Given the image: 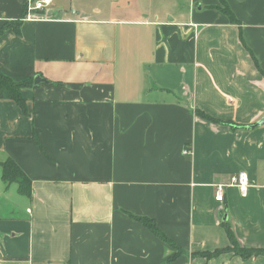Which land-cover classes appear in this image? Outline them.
I'll list each match as a JSON object with an SVG mask.
<instances>
[{"label": "crops", "instance_id": "obj_1", "mask_svg": "<svg viewBox=\"0 0 264 264\" xmlns=\"http://www.w3.org/2000/svg\"><path fill=\"white\" fill-rule=\"evenodd\" d=\"M27 1L0 0V26ZM226 1L238 23L218 0H53L1 34L0 70L44 81L25 112L0 99V161L31 180L0 172V264H264L200 255L222 221L264 248V0ZM240 170L247 195L216 201Z\"/></svg>", "mask_w": 264, "mask_h": 264}, {"label": "trees", "instance_id": "obj_2", "mask_svg": "<svg viewBox=\"0 0 264 264\" xmlns=\"http://www.w3.org/2000/svg\"><path fill=\"white\" fill-rule=\"evenodd\" d=\"M218 1L219 4L216 7L222 13H224L232 23H238V20L234 15V13L232 12V10L230 9L229 5L227 4V1L226 0H218ZM25 14H26V4L24 6V10L21 18L24 17ZM21 18L20 20L4 22L0 26V36L5 30L9 28H12L17 32L21 24ZM253 60L256 67H258L257 63L255 62V59ZM35 84L36 83L34 82V76H30L22 80H15L11 76L0 70V99H7L13 101L19 106V108L23 112H25L26 104H25V99L22 95V89L27 87H32ZM206 118L213 120V118L208 116H206ZM0 172H1V179L6 185L14 183L17 186V192L19 194L25 196L31 195L30 178L24 173V171L17 165V163L12 158L7 157L4 160L0 161ZM132 216L135 219H137L140 223H142V225H144L154 235L172 244L171 240L168 239L162 231H160L156 222L152 218L147 216H134V215ZM222 225L228 237L229 244L226 247L218 248L211 252H202L200 253V255L209 258L219 255L221 253L233 252L234 254L240 255L242 258H248L256 255L264 256V248L241 246L237 241L236 236L230 224L227 221H222Z\"/></svg>", "mask_w": 264, "mask_h": 264}, {"label": "built area", "instance_id": "obj_3", "mask_svg": "<svg viewBox=\"0 0 264 264\" xmlns=\"http://www.w3.org/2000/svg\"><path fill=\"white\" fill-rule=\"evenodd\" d=\"M53 0H28L26 4V14L24 20H37L45 17V11L51 7ZM43 13V14H42ZM227 186H235L238 188L242 196H246L248 187L250 186L248 176L245 171L240 170L232 174L226 184L218 183L215 185L214 199L223 201V191Z\"/></svg>", "mask_w": 264, "mask_h": 264}, {"label": "water", "instance_id": "obj_4", "mask_svg": "<svg viewBox=\"0 0 264 264\" xmlns=\"http://www.w3.org/2000/svg\"><path fill=\"white\" fill-rule=\"evenodd\" d=\"M40 81H44V79L41 78L40 76L36 75V76L34 77V82H35V83H38V82H40ZM256 124H264V116H263L258 122H256Z\"/></svg>", "mask_w": 264, "mask_h": 264}]
</instances>
